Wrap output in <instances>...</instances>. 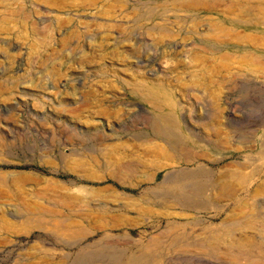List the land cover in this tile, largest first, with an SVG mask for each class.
<instances>
[{
  "label": "rangeland",
  "instance_id": "obj_1",
  "mask_svg": "<svg viewBox=\"0 0 264 264\" xmlns=\"http://www.w3.org/2000/svg\"><path fill=\"white\" fill-rule=\"evenodd\" d=\"M200 2L0 0V264H264V0ZM161 118L206 156L148 155ZM108 152L148 169L118 182Z\"/></svg>",
  "mask_w": 264,
  "mask_h": 264
},
{
  "label": "bare ground",
  "instance_id": "obj_2",
  "mask_svg": "<svg viewBox=\"0 0 264 264\" xmlns=\"http://www.w3.org/2000/svg\"><path fill=\"white\" fill-rule=\"evenodd\" d=\"M210 1H213V0H201L200 3L206 4ZM47 2L49 4H52L51 0H47ZM249 25L257 26V23L251 22ZM252 59L253 58L250 57V60H252ZM149 128L158 137H160L165 142H167V145L169 146L170 151L163 150L161 147H159L157 145L155 146L156 148H154L151 145L153 148L150 146H148L147 148H144V151L148 155L151 153H162L167 158H175L176 156H179L186 162H190L192 160H195V158H202V157L206 156L205 153L203 155V153H201V152L194 151L195 148H199L198 144L196 145L195 143H189L188 139L183 135L182 131L179 130V127H177L176 123L169 122V121H167V119H164V120L159 119V121L153 120L149 123ZM94 136H96V135H94ZM101 137L102 136L99 135L96 138H101ZM139 137H142L143 139L146 138L145 135H139ZM117 148L118 147H111L109 150H113V152H114V150ZM107 154L110 156V158H113V160H114L113 166H111L113 168L110 170V175H111V177L116 179L118 182H123L125 175L126 174L128 175L129 172L134 174L135 172L139 171V167H142L144 169H148L147 163L141 162L139 160L136 161L133 158H131V159L125 161L118 154L117 155L114 154V156L110 155L109 152ZM201 173H203V172H201V170L200 171L196 170L195 172H192L190 174H187L186 172L183 171L181 173V175L185 174L187 177H197V176L201 175ZM183 182L184 181L182 179L177 180L175 178H172L171 182H169V183L163 181V183L168 186V190H166V196L168 197L169 195H173L174 198L177 200L178 205L182 208H189L190 209L192 207H201V205L204 203V201L202 199L194 198L193 197L194 194H193L192 190L191 191L189 190V193L186 195L182 193L183 188L186 187V185L183 184ZM193 184H195V182ZM161 185H163V184H161ZM225 185L221 189L226 190V188H229L228 185H226V186ZM198 189L200 190L201 188H198ZM257 190H259V189H256L255 191H257ZM151 191H147V192L151 193ZM219 191H220V189H219ZM222 192H224V191H222ZM260 192H261V190H260ZM151 202L154 203V205L164 204L163 200L156 201L155 198ZM30 218H32V217H30ZM43 220H44L43 217H41L39 215L36 218L37 222H42ZM218 233L212 234L208 240H196L195 241V247L201 251H204V252L205 251L206 252H218L220 250L218 248L219 246L217 245L218 247H216V246H213L210 244V242H212V241H214L217 244H222L225 242L223 240V236L221 235V233L220 234H218ZM244 240H246V239H244ZM153 247H154L153 243H150L145 247V249L143 251H150V250H152ZM188 250H190V249H188ZM235 250H238L241 254H245V256H252L254 254V252H256V251H254L255 247H252L251 244H247L244 241L239 240V239L238 240H232L231 239V241L227 244V247L224 250H222V252H225V254L228 255L229 252H233ZM257 252H258V250H257ZM257 254H259V252ZM107 255H108L107 252L101 253V254H91V255L79 253L76 255V257L69 264H150L146 259H143V258H141L135 254L130 255L127 258H123L122 256L116 255V254H112V256H110V257H108ZM100 258H102L106 261L104 263H98Z\"/></svg>",
  "mask_w": 264,
  "mask_h": 264
}]
</instances>
